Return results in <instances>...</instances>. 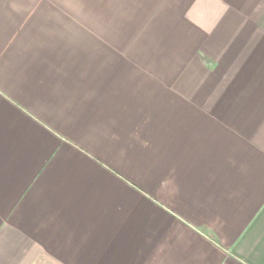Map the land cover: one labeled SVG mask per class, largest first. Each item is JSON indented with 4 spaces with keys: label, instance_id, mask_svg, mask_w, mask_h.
<instances>
[{
    "label": "crops",
    "instance_id": "1",
    "mask_svg": "<svg viewBox=\"0 0 264 264\" xmlns=\"http://www.w3.org/2000/svg\"><path fill=\"white\" fill-rule=\"evenodd\" d=\"M0 264H264V0H0Z\"/></svg>",
    "mask_w": 264,
    "mask_h": 264
}]
</instances>
